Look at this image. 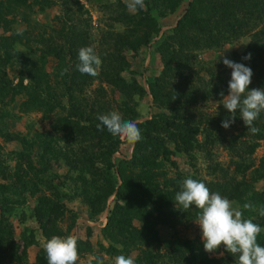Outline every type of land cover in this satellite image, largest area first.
I'll use <instances>...</instances> for the list:
<instances>
[{"label":"rangeland","instance_id":"rangeland-1","mask_svg":"<svg viewBox=\"0 0 264 264\" xmlns=\"http://www.w3.org/2000/svg\"><path fill=\"white\" fill-rule=\"evenodd\" d=\"M3 1L8 22L0 44L8 54H0V264H47L38 213L46 217L49 239L78 236L77 264H95L96 256L114 264L121 254L133 256L135 264H189L166 250V242L177 238L204 249L195 222L200 210H184L174 201L189 177L241 207L253 204L255 211L244 215L264 228V111L255 121L261 138L249 134L238 109L225 129L222 121L233 117L220 95H228L232 72L225 57L253 64L249 90L264 88L258 82L264 71V0H144L135 13L127 0ZM194 1L196 13L183 19ZM86 46L102 60L94 77L76 69L78 51ZM249 53L250 60L242 59ZM163 75L165 98L155 103L151 89ZM37 99L49 103L40 106ZM112 111L138 125L151 122L156 131L150 145L144 137L130 144L106 128L98 131V115ZM39 138L50 141L54 157L37 146ZM185 140L191 147L183 146ZM135 147L139 159L151 163L147 187L136 181L146 168L133 162ZM121 161L130 185L118 176ZM107 176L115 193L90 219L86 197L96 202ZM118 191L141 206L129 208L116 198ZM160 195L171 198L169 212H159ZM258 243L264 246V231ZM204 252L211 264H238L223 246Z\"/></svg>","mask_w":264,"mask_h":264},{"label":"clouds","instance_id":"clouds-1","mask_svg":"<svg viewBox=\"0 0 264 264\" xmlns=\"http://www.w3.org/2000/svg\"><path fill=\"white\" fill-rule=\"evenodd\" d=\"M144 7V0H127V8L133 13ZM242 59L250 60L251 53ZM78 60L76 69L81 74L93 77L98 75L102 60L92 46L80 48ZM223 64L231 68L232 72L228 83V95L225 96L223 91L220 95L223 97L224 108L233 119L222 121L221 126L229 128L230 124L234 123L238 109L248 131L255 135L260 130L254 126V122L264 111V88L249 90L253 75L250 67L226 57ZM67 71L62 70L61 75ZM97 119L100 121L97 124L98 131L106 128L110 134L130 144L142 139L137 122L124 120L117 111L98 115ZM174 201L184 210L192 206L200 210L195 222L201 229L206 252H216L223 246L228 253L237 258L238 264H264V246L258 243V236L264 228L254 222L253 218L244 215V210L255 211L253 204L246 202L241 207L219 192H212L203 181L190 177L182 182V190L176 193ZM259 215L264 217V206L260 207ZM43 247L47 254V264H77L79 260L78 236L74 234L64 237L54 235L45 241ZM93 259L95 264H104L100 256ZM114 264H135V258L121 254L114 258Z\"/></svg>","mask_w":264,"mask_h":264},{"label":"trees","instance_id":"trees-1","mask_svg":"<svg viewBox=\"0 0 264 264\" xmlns=\"http://www.w3.org/2000/svg\"><path fill=\"white\" fill-rule=\"evenodd\" d=\"M5 1H10V0H5ZM13 3H15L14 0H13ZM197 4H198V2H196V1L190 2L188 4V8L186 10L185 15L183 16V19H187L193 13H196L195 7H196ZM222 10H223V13H225L224 7H222ZM6 11H8V7H6L5 2L3 0H0V29L1 30H2V28L6 27L7 22H8V20H6L5 17H4V16L7 15V14H5ZM183 19H181L179 21V24H180V22L182 24ZM220 19H225V17H220ZM194 22H198V21H194ZM148 35L149 36H148L147 40H149V38H150V32H149ZM6 50H7L6 46L4 45V43L2 41L1 44H0V54L1 55L2 54H4V55L6 54L7 55L8 52ZM245 65L247 67H250L251 69H254V65L251 64L250 62H248ZM263 72H261V74H260V78H262V79H260L258 81L260 86H264V74H263ZM163 80H164V75H163V77L159 78L157 80V82L155 81V85H156L155 89H153L154 86L151 89V94H152V97L154 98V102L155 103H159L165 98L164 94H162V92L160 90V86H159V85L162 84ZM3 90H4V86L1 85V83H0V92H2ZM31 94H32L31 98L32 99H36L35 90L33 88H32ZM42 100L37 99V101L39 102L38 104L40 106H45L44 104L49 103L48 101L45 102V100H43V101ZM260 117H261V115L259 116L258 120H260ZM254 126L255 127L257 126L256 122H254ZM138 127L140 128V130H144V135L142 136L145 139L144 144L146 143V145L149 146L150 142L152 141V132L156 131L155 126L151 122H144L143 124H139ZM262 133H263V130H260L255 135H253L251 132H249V134L253 135L254 138L263 137ZM2 136L5 139H9L7 134L2 135ZM182 137L184 138V136H182ZM21 143H22V146L24 148L27 147V149H28L30 147V143H29L28 140L22 139ZM184 144L185 145H189L188 147H191V142L190 141H186L185 140L183 142V146L186 147ZM37 146H39L41 149H43L44 152L47 155H50L51 157H54V152L51 149V143H50L49 140H47V142L44 143L39 138V142H37ZM151 147L154 148L156 151L159 149L158 147H156L154 145H152ZM0 150H1V146H0ZM24 159H28V157L24 156ZM132 159L134 160L133 162H138V163L140 162L141 165L146 168L145 171L143 170L144 172L142 173V176H141L142 178L136 179V181H144V186L143 187H147L148 185H150V181L153 179V177L151 176L152 168L150 166H147V165H149L151 163L147 162V160L144 157L141 158V160L139 159L138 149L136 147L133 150ZM41 161L47 162L49 160H47V159L44 160L41 157ZM124 164H125L124 161L123 162L122 161L119 162L118 169H117L118 176H119V178H120V180H121L123 185H130L129 179L127 178V175L125 173ZM2 169H3V167L0 165V171H3ZM105 182H106V190H105L103 195L96 197V200H97L96 202L90 201V200H88V197H86V201H87L86 205L88 206V209L90 211V214H89V218L90 219H94L96 216H98L104 210V205H105L106 200L115 193L116 186H115V182L113 181L111 176H107ZM22 185H24V188L27 187V184H26V182L24 180H23ZM120 193H121L120 191H118L116 193V198L117 199H123L124 198V200L126 201V205L129 208L135 209V207H137V209H138L141 206V204H142L141 200L138 203H136V202H133L132 198L127 197L126 195H121ZM170 200H171V198H168V195L166 197H163L162 195L159 196V199H157L156 202H157V204H159L160 208L162 209V210H159L160 213L161 212H169L170 211V210H168V205H169ZM2 207L4 208V205ZM117 208L118 207H116L115 210H113L111 212V216L108 219V226H110L112 221L114 222V220L116 219V215L119 213V209H117ZM11 210H12V208L8 209L7 212H10ZM3 213H5V212H3ZM36 219H37V222L40 224L41 229L43 230L42 231L43 235L45 237H47V239H49V236H46V228H45L46 217L44 216L43 219H42V214L38 213V214H36ZM123 225L125 226V224H123ZM144 243L147 244L148 242H144ZM166 244H167V249L166 250L168 252H170L171 254H174V255L187 257L188 261H189V264H211L213 262L212 260H209L207 258L206 254L204 252V249L201 248L200 245H196V244H194L191 241L189 242L188 240L185 241V240L177 238L175 241L168 240L166 242ZM163 247H165V245H163ZM145 260L148 261V259H146V258H145ZM138 263L142 264L141 260H138Z\"/></svg>","mask_w":264,"mask_h":264}]
</instances>
